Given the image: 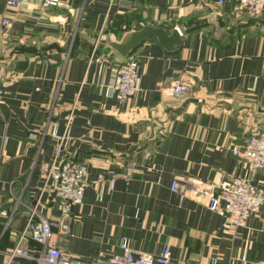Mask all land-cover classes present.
I'll use <instances>...</instances> for the list:
<instances>
[{
	"label": "crops",
	"instance_id": "0c3cea01",
	"mask_svg": "<svg viewBox=\"0 0 264 264\" xmlns=\"http://www.w3.org/2000/svg\"><path fill=\"white\" fill-rule=\"evenodd\" d=\"M5 1L0 264H35L9 261L8 253L39 195L41 215L57 220V204L40 194L39 167L54 158L87 167L64 244L72 255L93 261L121 253V244L157 255L167 244L170 264H264V207L226 230L192 186L250 178L264 187V170L251 174L231 151L264 133V19L252 21L233 0H61L47 8L41 0L15 8ZM145 25L179 30L182 46L168 52L149 39L135 49L127 58L137 64L138 90L120 102L111 81L126 58L111 44ZM179 77L190 90L167 93ZM175 179L187 183L183 198L170 188ZM20 248L38 254L43 247L28 239Z\"/></svg>",
	"mask_w": 264,
	"mask_h": 264
},
{
	"label": "built area",
	"instance_id": "2783aa9c",
	"mask_svg": "<svg viewBox=\"0 0 264 264\" xmlns=\"http://www.w3.org/2000/svg\"><path fill=\"white\" fill-rule=\"evenodd\" d=\"M23 0H6V8H15ZM43 8L56 6L61 0H41ZM218 4L226 0H216ZM238 9L247 12L250 16H258L264 13V0H233ZM10 25L6 16L0 17V35ZM181 35L180 31L178 30ZM191 88L188 81L174 78L170 81L165 91L174 96H183ZM111 89L120 102H125L138 90V73L135 60L126 58L121 63L112 78ZM61 147V142L58 149ZM57 149V150H58ZM234 156L244 161L251 174L264 170V133L254 132L242 149L232 147ZM43 184L40 194L47 193L57 204L59 215L55 223L48 221L41 215L38 209L41 195L37 197L33 205L27 206L28 220L26 227L20 232L17 245L8 253L9 261L15 257H21L33 261L35 264H170L171 248L163 245L159 254L137 251L121 244V253L105 257L102 253L93 261L83 260L67 251L64 244L69 235V220L72 217V208L83 203L84 193L88 186L86 165L72 159L50 162L40 165ZM133 167L129 166L123 178L129 179ZM196 195L207 198L208 209L223 216L226 222V230H234L245 225L248 218L264 207V187L253 184L250 178H235L222 181L213 185L203 181H195L192 184ZM186 181L173 180L171 190L185 196ZM20 203L16 199L15 209ZM53 225L56 230H53ZM32 240L42 245V250L37 254L20 248V242ZM198 264V263H187Z\"/></svg>",
	"mask_w": 264,
	"mask_h": 264
},
{
	"label": "water",
	"instance_id": "95a60500",
	"mask_svg": "<svg viewBox=\"0 0 264 264\" xmlns=\"http://www.w3.org/2000/svg\"><path fill=\"white\" fill-rule=\"evenodd\" d=\"M155 39L168 52H176L182 46V38L177 29L168 31L164 27L145 25L131 33L123 42L112 43L111 47L122 57L127 58L143 42Z\"/></svg>",
	"mask_w": 264,
	"mask_h": 264
},
{
	"label": "rangeland",
	"instance_id": "374dc122",
	"mask_svg": "<svg viewBox=\"0 0 264 264\" xmlns=\"http://www.w3.org/2000/svg\"><path fill=\"white\" fill-rule=\"evenodd\" d=\"M246 15H248L249 17H250V19L252 20V21H258V20H262V19H264V13H261L260 15H258V16H250L247 12H245V11H243ZM262 21H264V20H262Z\"/></svg>",
	"mask_w": 264,
	"mask_h": 264
}]
</instances>
